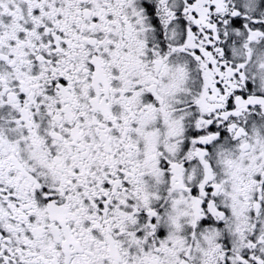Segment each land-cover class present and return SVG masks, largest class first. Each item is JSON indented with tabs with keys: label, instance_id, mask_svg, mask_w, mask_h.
Masks as SVG:
<instances>
[{
	"label": "snow or ice",
	"instance_id": "obj_1",
	"mask_svg": "<svg viewBox=\"0 0 264 264\" xmlns=\"http://www.w3.org/2000/svg\"><path fill=\"white\" fill-rule=\"evenodd\" d=\"M0 264H264V0H0Z\"/></svg>",
	"mask_w": 264,
	"mask_h": 264
}]
</instances>
